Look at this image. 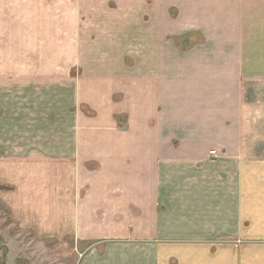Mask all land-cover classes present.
<instances>
[{"label": "crops", "instance_id": "1", "mask_svg": "<svg viewBox=\"0 0 264 264\" xmlns=\"http://www.w3.org/2000/svg\"><path fill=\"white\" fill-rule=\"evenodd\" d=\"M66 1L0 0V204L20 236L52 264H264V116L241 115L257 72L240 40L181 52L159 5Z\"/></svg>", "mask_w": 264, "mask_h": 264}, {"label": "rangeland", "instance_id": "2", "mask_svg": "<svg viewBox=\"0 0 264 264\" xmlns=\"http://www.w3.org/2000/svg\"><path fill=\"white\" fill-rule=\"evenodd\" d=\"M72 1L67 0L66 2L72 3ZM103 4L115 8L118 2L117 0L97 1V5ZM146 4L160 6V12L155 14L160 16L162 43L170 42L171 46H175L178 51L195 50L201 48L202 44L205 48L206 38H213L214 41L216 38L215 43H219L217 46L220 48H223L222 43L229 39H234L235 42L240 40L242 58L250 56L243 68H246L247 71L248 68L250 70L256 65L257 72L256 77L246 76V78H242L243 80L241 79L242 88L246 89L239 95L237 94L240 97L241 115H248V106L251 105L255 109L253 116H264V92L248 91L252 85L257 84L259 87L264 84V0H157L155 3L152 0H147ZM224 5H227L228 10L223 12L220 6ZM188 6L191 10L205 8L207 11L203 13L183 11ZM98 15H104V13ZM127 15L134 16L136 14ZM150 15L152 14L147 11L143 15L146 24ZM202 16L204 19L201 27H190L193 21L199 23ZM121 21L122 24L126 23L132 28L136 26L134 18H130L128 22L123 19ZM96 25L101 27L103 23L97 22ZM0 47L5 49L8 45L0 44ZM208 50V52H216V45L209 43ZM77 71L75 68L71 72L76 74ZM215 80L216 78L211 80L213 84ZM212 94L210 93V95ZM80 108L82 109V107ZM53 126L55 125L49 127L50 131H55ZM3 129L7 130V125ZM4 150L5 148L0 146V164L8 160ZM8 188L9 186L0 184V192ZM16 226L9 218L6 209L0 204V264H52L48 256L53 258L56 256V252L51 253L47 245L42 244L40 238L20 236L23 232Z\"/></svg>", "mask_w": 264, "mask_h": 264}]
</instances>
